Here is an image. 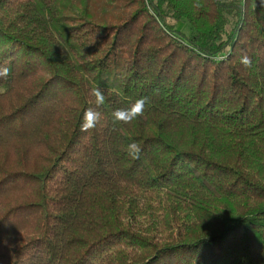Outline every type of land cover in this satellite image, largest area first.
<instances>
[{
  "label": "trees",
  "instance_id": "trees-1",
  "mask_svg": "<svg viewBox=\"0 0 264 264\" xmlns=\"http://www.w3.org/2000/svg\"><path fill=\"white\" fill-rule=\"evenodd\" d=\"M3 67L0 264H264L261 0H0Z\"/></svg>",
  "mask_w": 264,
  "mask_h": 264
},
{
  "label": "clouds",
  "instance_id": "clouds-1",
  "mask_svg": "<svg viewBox=\"0 0 264 264\" xmlns=\"http://www.w3.org/2000/svg\"><path fill=\"white\" fill-rule=\"evenodd\" d=\"M261 5H264V0H261ZM240 63L245 68H249L252 65V60L248 55L245 54L240 58ZM8 73V68H0V77L6 78L8 76ZM91 95L95 98L94 103L96 108L101 107L105 103L104 93L99 88L93 89ZM146 103V97L137 99L129 108L116 110L113 113V117L115 120L122 123H131L133 120L143 115ZM100 115L101 114L93 108H89L88 110H86L83 116V123L81 124L80 130L82 132H89L90 130L94 129L99 123ZM127 151L133 159H137L139 158L141 148L137 143H131L128 145Z\"/></svg>",
  "mask_w": 264,
  "mask_h": 264
},
{
  "label": "rangeland",
  "instance_id": "rangeland-1",
  "mask_svg": "<svg viewBox=\"0 0 264 264\" xmlns=\"http://www.w3.org/2000/svg\"><path fill=\"white\" fill-rule=\"evenodd\" d=\"M177 28H178L179 30L182 29V32H183L184 34H186V35H189V34H190V27H189V25H188L186 22H184V21H180V22L177 24Z\"/></svg>",
  "mask_w": 264,
  "mask_h": 264
}]
</instances>
